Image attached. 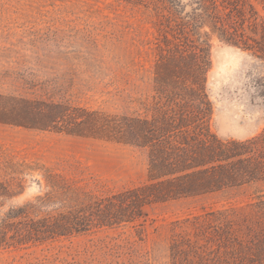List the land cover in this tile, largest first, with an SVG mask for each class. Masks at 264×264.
Wrapping results in <instances>:
<instances>
[{"label": "rangeland", "instance_id": "1", "mask_svg": "<svg viewBox=\"0 0 264 264\" xmlns=\"http://www.w3.org/2000/svg\"><path fill=\"white\" fill-rule=\"evenodd\" d=\"M176 1L182 17L199 8L197 0ZM246 1L264 20V0ZM168 5L166 0H0V96L145 115L156 96V71L167 70L162 58L178 49L188 56L194 45L209 43L210 129L223 141L261 138L256 155L264 162V52L257 51L264 41L254 34L253 18L240 31L251 50L221 41L207 21L190 42L166 28L161 16L169 15ZM146 175L144 155L128 146L0 123V228L12 209L37 207L39 216L58 211L60 200L38 201L49 194L61 198L49 182L101 199L143 185ZM261 202L264 178L152 205L134 225L46 242H20L29 222L16 219L0 233V264H216L219 247L209 241V227L222 216L239 237H246L245 225L264 230Z\"/></svg>", "mask_w": 264, "mask_h": 264}, {"label": "trees", "instance_id": "2", "mask_svg": "<svg viewBox=\"0 0 264 264\" xmlns=\"http://www.w3.org/2000/svg\"><path fill=\"white\" fill-rule=\"evenodd\" d=\"M166 1L169 15L161 17L166 28L178 36L176 39L191 42L190 37L197 36L202 29L200 25L207 21L221 41L249 50L241 32L245 22L253 18L257 27L254 34L264 41V20L246 0H224L220 5L216 0H197L199 8L184 17L178 13L180 4L176 0ZM247 7L251 14H247ZM258 48L259 53L264 52L262 47ZM210 56L207 43L202 47L194 45L188 56L178 49L163 57L161 66L167 70L156 71V96L145 115L106 114L68 102L0 96V123L128 146L142 153L147 165L143 185L101 199L87 193L82 197L69 186L49 182V187L61 198L49 194L47 199L39 197L38 201L42 205L60 200V209L42 216L37 207L33 211L12 209L2 220L0 233L6 234L19 219L29 222L20 242L76 237L95 228L134 225L152 205L262 180L264 162L256 155L261 138L223 141L210 129L213 113L207 93ZM158 69L162 70L160 66ZM221 217L209 227L208 239L219 247L215 263L264 264V230L245 225L246 237L242 238L236 234L238 229L222 222Z\"/></svg>", "mask_w": 264, "mask_h": 264}]
</instances>
